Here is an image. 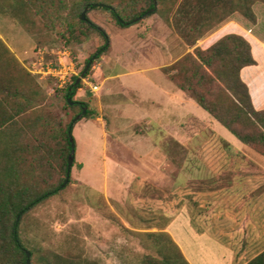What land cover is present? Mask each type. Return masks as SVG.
<instances>
[{
	"label": "rangeland",
	"instance_id": "rangeland-1",
	"mask_svg": "<svg viewBox=\"0 0 264 264\" xmlns=\"http://www.w3.org/2000/svg\"><path fill=\"white\" fill-rule=\"evenodd\" d=\"M82 1L53 0L52 5L66 16ZM98 1L127 9L123 18L147 8L143 0ZM178 5L177 0L158 5L163 13L153 11L125 26L111 11L87 7L88 22L101 27L106 38L91 31L81 43L63 31L67 23L48 32L38 17L41 34L36 38L24 25L0 13V38L19 63L4 70L16 75L20 72L21 76L24 71L31 74L47 97L44 105L53 103L54 115L64 125L81 114V107L95 114L74 126L76 154L67 185L23 218L21 237L27 247L80 255L101 264H139L144 255H156L147 233L164 232L161 230L168 224L154 200L176 202L175 184L183 168L233 165L248 168L252 177L262 173L261 150L240 142L190 94L186 99L192 102L185 104L184 112L172 109L161 87L172 84L173 90H179L167 71L174 74L171 69L179 60L197 47L206 49L230 29L252 42L259 64L246 74L253 91L258 92L261 86L257 79L264 78V3L253 6L255 23L235 13L195 46H190L172 25ZM85 9L78 10L80 16ZM104 46L101 57L88 64ZM60 63L68 71L63 87L57 78L43 72ZM74 77L81 78L73 97L77 107L65 113V91ZM95 86L99 88L93 91ZM195 104L197 108H193ZM35 111L33 108L26 116ZM257 166L262 170H256ZM130 170L137 174H130ZM189 178L192 183V176ZM193 191L191 186L185 190L191 193L186 196L190 205ZM245 193L242 189L238 195Z\"/></svg>",
	"mask_w": 264,
	"mask_h": 264
},
{
	"label": "trees",
	"instance_id": "trees-1",
	"mask_svg": "<svg viewBox=\"0 0 264 264\" xmlns=\"http://www.w3.org/2000/svg\"><path fill=\"white\" fill-rule=\"evenodd\" d=\"M177 1L179 5L173 14L172 25L190 46H195L206 33L235 13L255 23L253 6L257 2L264 3V0ZM143 2L147 8L128 18L122 16L127 9L111 7L98 0H84L66 16L61 9H54L53 0H0V13L24 25L36 38L41 34L38 17L42 29L48 32L67 23L63 31H69L73 39L81 43L91 31L106 38L101 27L81 19L78 13L81 8L109 10L118 23L125 26L145 17L149 10L163 13L158 5L174 4L175 0H156V5L154 0ZM105 51L106 46L93 55L88 64ZM258 64L251 40L229 29L206 49L197 47L193 54L179 60L171 69L174 74L170 70L167 73L176 88L190 94L240 142L261 150L264 156V78L257 79L261 87L256 92L246 74ZM14 65H19L17 59L0 38V264H27V251L31 264H101L80 255L29 248L22 240L23 218L58 194L67 179L71 154L69 130L71 127L73 134L77 116L64 125L63 120L54 115V104L44 105L47 97L31 74L24 71L21 76L20 72L16 75L4 70L5 66ZM77 80L78 77H74L65 91L62 105L65 113L77 107L73 106L77 104L73 97L81 85ZM33 108L36 111L27 117ZM80 111L82 113L83 107ZM94 116L88 109L85 117L91 119ZM147 237L153 242L156 255H144L139 264H190L169 233H147ZM247 264H264V251Z\"/></svg>",
	"mask_w": 264,
	"mask_h": 264
},
{
	"label": "crops",
	"instance_id": "crops-1",
	"mask_svg": "<svg viewBox=\"0 0 264 264\" xmlns=\"http://www.w3.org/2000/svg\"><path fill=\"white\" fill-rule=\"evenodd\" d=\"M161 88L172 109L184 112L185 104L192 102L172 84ZM248 172L233 165L183 168L175 184L176 202L154 200L168 223L161 231L171 235L190 264H247L264 251V168L253 177ZM190 186L192 205L186 198L191 193L185 192ZM242 189L247 193L238 195Z\"/></svg>",
	"mask_w": 264,
	"mask_h": 264
},
{
	"label": "water",
	"instance_id": "water-1",
	"mask_svg": "<svg viewBox=\"0 0 264 264\" xmlns=\"http://www.w3.org/2000/svg\"><path fill=\"white\" fill-rule=\"evenodd\" d=\"M154 3H155V5H156V0H154ZM87 11H88V8H86V9L84 10V12L82 13V15H81V19H82L83 21H88L87 18H86ZM153 11H154L153 9L150 10V11H148L147 15L152 14ZM140 19H142V18H138V19H136L134 22H137V21H139ZM119 21H120L121 23H123V20L120 19V18H119ZM88 67H89V66H88ZM88 67H87V69H88ZM87 69H86V70L84 71V73L82 74V77L86 74ZM80 80H81V78H79V79L77 80V84L80 83ZM70 102H71V100H70ZM71 104H73V103L71 102ZM87 110H88V109H87L86 107H83V111H82V113H81L80 115H78V116L74 119V123H76L77 121L83 119V118L85 117L86 113H87ZM69 134H70V142H71V154H70V156H69V158H68V172H67V179H66L65 183L62 185V188H64V187L67 185V183L69 182V180H70L71 171H72V167H73V164H74V161H75V154H76V144H75L74 136H73V134H72V129H71V127H70V130H69ZM27 264H31V261H30V252H29V251H27Z\"/></svg>",
	"mask_w": 264,
	"mask_h": 264
},
{
	"label": "built area",
	"instance_id": "built-area-1",
	"mask_svg": "<svg viewBox=\"0 0 264 264\" xmlns=\"http://www.w3.org/2000/svg\"><path fill=\"white\" fill-rule=\"evenodd\" d=\"M61 65H58L57 67H54V68H48L47 69V71H43L45 74H47V75H51V76H53V77H55V78H57L60 82H61V86L63 87V86H65L66 84H67V75H68V71L66 72L65 70H64V68L62 69L61 68V66H62V63H60ZM62 72L63 73H65V75L63 76L62 75ZM62 75V76H61ZM99 87L98 86H95L94 88H93V91H96L97 89H98Z\"/></svg>",
	"mask_w": 264,
	"mask_h": 264
}]
</instances>
